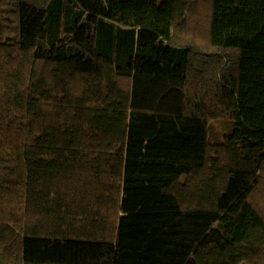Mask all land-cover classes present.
Segmentation results:
<instances>
[{"label": "trees", "instance_id": "1", "mask_svg": "<svg viewBox=\"0 0 264 264\" xmlns=\"http://www.w3.org/2000/svg\"><path fill=\"white\" fill-rule=\"evenodd\" d=\"M0 264H264V0H0Z\"/></svg>", "mask_w": 264, "mask_h": 264}, {"label": "rangeland", "instance_id": "2", "mask_svg": "<svg viewBox=\"0 0 264 264\" xmlns=\"http://www.w3.org/2000/svg\"><path fill=\"white\" fill-rule=\"evenodd\" d=\"M215 128H216L218 131L222 132V130H221V128H220V126H219L218 124L215 125Z\"/></svg>", "mask_w": 264, "mask_h": 264}]
</instances>
